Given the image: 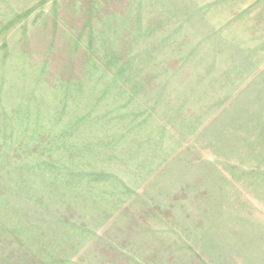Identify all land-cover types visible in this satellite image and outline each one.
Returning a JSON list of instances; mask_svg holds the SVG:
<instances>
[{
    "label": "rangeland",
    "instance_id": "obj_1",
    "mask_svg": "<svg viewBox=\"0 0 264 264\" xmlns=\"http://www.w3.org/2000/svg\"><path fill=\"white\" fill-rule=\"evenodd\" d=\"M0 264H264V0H0Z\"/></svg>",
    "mask_w": 264,
    "mask_h": 264
}]
</instances>
